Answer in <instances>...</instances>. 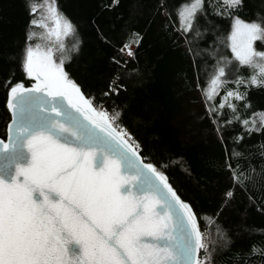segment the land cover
Segmentation results:
<instances>
[{
    "label": "snow or ice",
    "instance_id": "obj_1",
    "mask_svg": "<svg viewBox=\"0 0 264 264\" xmlns=\"http://www.w3.org/2000/svg\"><path fill=\"white\" fill-rule=\"evenodd\" d=\"M24 3L29 21L19 66L35 82L31 87L13 83L14 73L4 81L10 121L7 142L0 139V264H217L219 257L229 264H264V240L233 248L237 238L264 236V231L243 223L229 228L220 221L237 189L259 192V201L251 195L249 201L264 213V110H253L249 99L252 89H264V51L255 46L264 45V0L249 19L241 16L245 0H180L171 11L167 0H157L161 15L168 20L175 15L172 28L192 64L204 54L216 60L211 72L203 69L206 84L197 88L224 146V160H212L210 166L219 164L230 184L210 216L181 197L164 170L168 165L158 167L145 157L122 123L126 106L116 99L127 91V76L114 73L99 102L85 94L66 71L81 44L76 25L58 0ZM212 17L230 23L232 59L213 48L219 37L202 46L216 35ZM141 40L131 33L120 53L135 59L132 46ZM111 62L127 65L116 57ZM241 68L249 73L241 75ZM222 88L219 104L207 103ZM237 124L241 131L226 140V130ZM254 135L261 139L244 143ZM176 164L183 169L182 161Z\"/></svg>",
    "mask_w": 264,
    "mask_h": 264
},
{
    "label": "trees",
    "instance_id": "obj_2",
    "mask_svg": "<svg viewBox=\"0 0 264 264\" xmlns=\"http://www.w3.org/2000/svg\"><path fill=\"white\" fill-rule=\"evenodd\" d=\"M40 2V0H36ZM180 0H167L171 11ZM60 10L76 25L81 41L78 54H74L66 71L81 86L87 95H94L100 101V93L105 89L114 73H121L127 91L121 92L117 104L125 105L122 123L143 146V155L150 157L158 167L167 164L164 170L173 187L181 197L194 204L196 211L203 215H213L221 205V196L229 186L228 173L219 166H210V161L222 162L225 157L224 146L212 131L206 117L205 101L197 84L203 88L207 68L211 72L216 60L209 54L192 64L185 53L180 36L173 30L175 15L168 20L157 11V0H58ZM259 7V0H245L242 18L249 19ZM218 25L215 36L209 35L202 46L213 43L219 54L232 59L231 49L227 46L230 23L212 17ZM29 15L24 0H0V139L5 140L6 126L10 115L5 107L6 88L4 81L14 73L13 83L23 82L31 86L33 80L27 78L19 66V54L25 41ZM199 23L203 25V18ZM165 25H168L165 29ZM40 32V29H36ZM131 33L142 37L139 45H133L135 59L122 55L119 49L129 40ZM54 37L52 41H54ZM176 43H173V41ZM52 41H40L52 43ZM66 42L72 43L70 38ZM258 50L264 45L256 42ZM15 56V59L10 58ZM116 57L127 61L126 68L112 63ZM206 62V63H205ZM234 63H237L234 61ZM136 69L137 72L132 70ZM249 70L241 68V75ZM229 79H232L230 76ZM227 88H234L228 84ZM225 89L209 104L218 105L224 97ZM249 99L253 110H264V89H252ZM111 109V102L106 103ZM241 115H246L241 108ZM229 115L224 110V117ZM239 125L226 130L225 139L240 132ZM261 137L254 135L245 144H254ZM231 147V144H229ZM176 161L183 162V169ZM175 165V166H173ZM191 171V176L186 171ZM249 195L259 201L260 193L253 191L245 194L236 190L235 198L223 211L220 221L226 227L234 228L239 224L253 226L258 232L264 231V213L250 204ZM264 203V202H262ZM253 240H264V236L247 234L236 239L233 248L247 249ZM217 264H229L224 257Z\"/></svg>",
    "mask_w": 264,
    "mask_h": 264
},
{
    "label": "water",
    "instance_id": "obj_3",
    "mask_svg": "<svg viewBox=\"0 0 264 264\" xmlns=\"http://www.w3.org/2000/svg\"><path fill=\"white\" fill-rule=\"evenodd\" d=\"M35 81H33V83H34ZM29 87H31V86H29ZM10 115V114H9ZM9 123V122H8ZM7 127V126H6ZM5 142H7V138H6V136H5Z\"/></svg>",
    "mask_w": 264,
    "mask_h": 264
},
{
    "label": "rangeland",
    "instance_id": "obj_4",
    "mask_svg": "<svg viewBox=\"0 0 264 264\" xmlns=\"http://www.w3.org/2000/svg\"><path fill=\"white\" fill-rule=\"evenodd\" d=\"M40 31H42V29H40Z\"/></svg>",
    "mask_w": 264,
    "mask_h": 264
},
{
    "label": "built area",
    "instance_id": "obj_5",
    "mask_svg": "<svg viewBox=\"0 0 264 264\" xmlns=\"http://www.w3.org/2000/svg\"><path fill=\"white\" fill-rule=\"evenodd\" d=\"M127 57V56H126Z\"/></svg>",
    "mask_w": 264,
    "mask_h": 264
}]
</instances>
